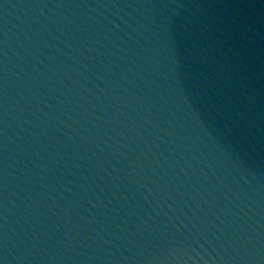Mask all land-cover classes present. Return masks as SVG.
Masks as SVG:
<instances>
[{
    "label": "water",
    "instance_id": "obj_1",
    "mask_svg": "<svg viewBox=\"0 0 264 264\" xmlns=\"http://www.w3.org/2000/svg\"><path fill=\"white\" fill-rule=\"evenodd\" d=\"M2 264H264V0H0Z\"/></svg>",
    "mask_w": 264,
    "mask_h": 264
},
{
    "label": "snow or ice",
    "instance_id": "obj_2",
    "mask_svg": "<svg viewBox=\"0 0 264 264\" xmlns=\"http://www.w3.org/2000/svg\"><path fill=\"white\" fill-rule=\"evenodd\" d=\"M0 264H2V262H0Z\"/></svg>",
    "mask_w": 264,
    "mask_h": 264
}]
</instances>
